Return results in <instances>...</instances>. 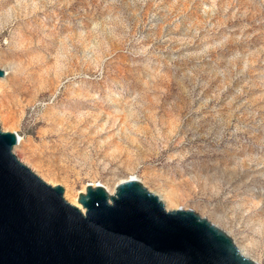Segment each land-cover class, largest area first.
I'll return each instance as SVG.
<instances>
[{"label":"rangeland","instance_id":"1","mask_svg":"<svg viewBox=\"0 0 264 264\" xmlns=\"http://www.w3.org/2000/svg\"><path fill=\"white\" fill-rule=\"evenodd\" d=\"M0 68L1 128L68 202L133 177L264 264V0H0Z\"/></svg>","mask_w":264,"mask_h":264},{"label":"water","instance_id":"2","mask_svg":"<svg viewBox=\"0 0 264 264\" xmlns=\"http://www.w3.org/2000/svg\"><path fill=\"white\" fill-rule=\"evenodd\" d=\"M18 145L0 125V264H257L224 230L191 209L167 210L135 178L114 196L88 185L83 212L20 161Z\"/></svg>","mask_w":264,"mask_h":264},{"label":"bare ground","instance_id":"3","mask_svg":"<svg viewBox=\"0 0 264 264\" xmlns=\"http://www.w3.org/2000/svg\"><path fill=\"white\" fill-rule=\"evenodd\" d=\"M5 73H6V76L5 77H7L8 76V74H9V72L7 71V70H5ZM1 121V120H0ZM7 128H3V130L4 131H7L6 130ZM23 142H24V140L21 138V137H19V145L15 148V151L16 150H18L17 148H19V147H21L22 145H23ZM25 162V161H24ZM23 162V163H24ZM28 164V163H27ZM130 179H134L133 177L132 178H127V179H123V180H121V181H119V183H122V182H125V181H128V180H130ZM136 179V178H135ZM93 186H95V185H93ZM108 192H109V194L111 195V196H114L115 195V191H109L108 190ZM162 200H163V202L165 203V207L167 208V210H171L170 209V206H169V203H168V200H166L164 197H160ZM71 204H73L74 206H77L78 208H80L83 212H85V209L84 208H82L81 207V205H80V203L77 201V199H75V200H73L72 202H71ZM179 209V208H178Z\"/></svg>","mask_w":264,"mask_h":264}]
</instances>
